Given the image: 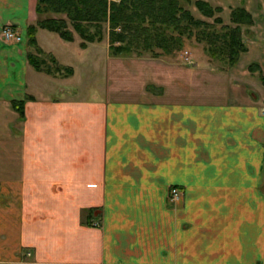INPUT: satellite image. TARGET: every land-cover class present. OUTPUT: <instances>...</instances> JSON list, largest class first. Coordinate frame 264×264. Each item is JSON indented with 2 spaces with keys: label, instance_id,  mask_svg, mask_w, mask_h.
<instances>
[{
  "label": "crops",
  "instance_id": "0c3cea01",
  "mask_svg": "<svg viewBox=\"0 0 264 264\" xmlns=\"http://www.w3.org/2000/svg\"><path fill=\"white\" fill-rule=\"evenodd\" d=\"M36 3L0 0V264H264V93L84 95ZM31 24L65 71L29 61Z\"/></svg>",
  "mask_w": 264,
  "mask_h": 264
},
{
  "label": "rangeland",
  "instance_id": "374dc122",
  "mask_svg": "<svg viewBox=\"0 0 264 264\" xmlns=\"http://www.w3.org/2000/svg\"><path fill=\"white\" fill-rule=\"evenodd\" d=\"M109 1H123L130 8L125 9L124 13L133 12L135 17L130 22L120 21L115 27H112L106 16H100L97 21L80 22L90 35H101L100 40H94L98 44H89L87 49L86 45H79L72 54L74 62L81 63L77 74L82 86L79 90L84 95L93 89L104 91L102 87L105 88L107 83L105 78L112 81V90L121 83L139 92V95L152 97L154 94L155 98L162 97L160 86L168 91L174 88L188 92L233 89L264 93V0H198L206 3V12L195 5L197 0H174V6L178 10L165 18L160 16L155 7L157 5L154 6L155 12H152L147 7L141 8L139 2L134 0ZM146 2L149 5L155 3L164 6L171 0ZM134 3L137 7H134ZM184 12L191 19L185 17ZM36 17V20L46 17L63 18L67 21L72 37L77 38L79 43L82 41L79 33L72 28L66 12L37 11ZM111 30L115 31V37L121 38L117 40L114 37L112 41ZM158 33L164 35V45L167 48L162 49L156 45L155 41L161 38L157 36ZM103 40L109 48L116 45L124 49L121 50L124 52L119 55L109 51V56L113 57L110 58ZM27 43L29 44L28 39ZM29 46L31 54L41 60L39 68L47 67L49 72L62 73L61 69L64 70V67L58 65L52 54L38 45ZM118 56L121 58H116ZM186 56L193 62L187 63ZM153 63L156 64L154 74L159 75L155 79ZM150 83L155 85V92L152 94L148 88Z\"/></svg>",
  "mask_w": 264,
  "mask_h": 264
},
{
  "label": "trees",
  "instance_id": "16d2710c",
  "mask_svg": "<svg viewBox=\"0 0 264 264\" xmlns=\"http://www.w3.org/2000/svg\"><path fill=\"white\" fill-rule=\"evenodd\" d=\"M139 2V5L141 8L147 7L149 11L155 12L154 6L158 8L157 11L160 12V16L165 18V16H172L174 10H178L176 6H174L175 2L174 0H171V2H167L162 5L158 4H152L149 5L147 4L146 1L148 0H134ZM142 3H144L142 6ZM134 7H137L136 4H133ZM195 5L206 12V3L202 1H195ZM127 9L129 10L127 4H125L123 1L121 3H116L112 2L109 0H37L36 3V10L38 12H45V11H52L56 13L60 12H66L68 15V18L70 20V24L72 28L77 31L82 38V41L80 42L81 46H85L87 42H93L95 39L100 40L101 35H90V33L84 29V26L80 23L83 22L84 20L86 21H97L99 20L102 16L103 18L106 16L109 22L112 24V27L117 26L119 24L118 22H130L134 19L135 14L130 13L126 14L124 13V10ZM170 11V12H169ZM241 11H244V9L241 8ZM210 13V12H208ZM138 15V14H137ZM185 17L188 19H191L190 17L187 16V13L184 12ZM101 16V17H100ZM139 16V15H138ZM157 16V15H155ZM171 19H174V17H171ZM162 21V20H161ZM251 22V17L249 19ZM162 22H166V20H163ZM67 21L64 20L63 18H54V17H46L37 22V26H41L43 28H47L51 31L57 32L61 38L65 40H72V32L69 30L67 27ZM130 27V25H129ZM35 30L36 26L31 24L28 26L27 29V36H28V42L29 45L31 46H36V38H35ZM114 34L115 31L111 30L110 35L112 41L114 40ZM158 33L157 36L159 39H157L156 45L159 46L162 49L167 48L166 45H164V42H166L165 37L163 34ZM120 36L115 37V39L119 38ZM121 38V37H120ZM236 39V38H234ZM118 40V39H117ZM124 50L121 47H117L116 45L112 46L111 45V51L115 54L117 53H122ZM128 50V49H125ZM241 50V49H240ZM121 51V52H120ZM29 61L33 64L35 68H39V64L41 60L36 58L33 54L29 53L28 55ZM232 62L234 61L231 60ZM253 69V68H251ZM264 83V78L262 79ZM13 105L19 109L20 113L22 114L21 108L23 107V101H16L13 102Z\"/></svg>",
  "mask_w": 264,
  "mask_h": 264
},
{
  "label": "built area",
  "instance_id": "2783aa9c",
  "mask_svg": "<svg viewBox=\"0 0 264 264\" xmlns=\"http://www.w3.org/2000/svg\"><path fill=\"white\" fill-rule=\"evenodd\" d=\"M1 35L6 40L20 41L21 34H19L12 26L4 25L1 29ZM187 63H192V60L188 56L185 57ZM180 197V191L177 187H171L169 190V200L176 201Z\"/></svg>",
  "mask_w": 264,
  "mask_h": 264
}]
</instances>
